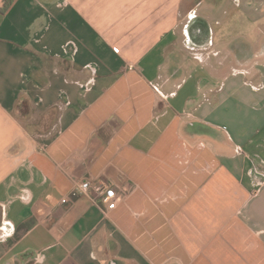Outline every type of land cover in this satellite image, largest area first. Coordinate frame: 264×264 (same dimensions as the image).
Masks as SVG:
<instances>
[{"label":"crops","instance_id":"1","mask_svg":"<svg viewBox=\"0 0 264 264\" xmlns=\"http://www.w3.org/2000/svg\"><path fill=\"white\" fill-rule=\"evenodd\" d=\"M3 4L0 264H264V0Z\"/></svg>","mask_w":264,"mask_h":264},{"label":"built area","instance_id":"2","mask_svg":"<svg viewBox=\"0 0 264 264\" xmlns=\"http://www.w3.org/2000/svg\"><path fill=\"white\" fill-rule=\"evenodd\" d=\"M89 68L94 74L95 73L94 68L91 66H89ZM93 82H94L93 79H90L87 83L81 84L79 86L83 95H86L88 92H90L93 86ZM90 187H91L90 181L76 184L72 190V195L73 196L88 195ZM128 192L129 190L126 187L107 190L101 198V203H102L101 207L103 209V213L107 215L109 212L117 209V207L125 201ZM62 202L66 203L67 200L64 199Z\"/></svg>","mask_w":264,"mask_h":264},{"label":"trees","instance_id":"3","mask_svg":"<svg viewBox=\"0 0 264 264\" xmlns=\"http://www.w3.org/2000/svg\"><path fill=\"white\" fill-rule=\"evenodd\" d=\"M14 0H4V4H3V7L2 9L3 10H6L7 8L10 7V5L13 3Z\"/></svg>","mask_w":264,"mask_h":264},{"label":"rangeland","instance_id":"4","mask_svg":"<svg viewBox=\"0 0 264 264\" xmlns=\"http://www.w3.org/2000/svg\"><path fill=\"white\" fill-rule=\"evenodd\" d=\"M252 25H250L249 23H246V30H250ZM196 54V53H195ZM196 55H198L200 58H202V60H204L205 59V54L204 55H199V54H196ZM202 56V57H201Z\"/></svg>","mask_w":264,"mask_h":264}]
</instances>
